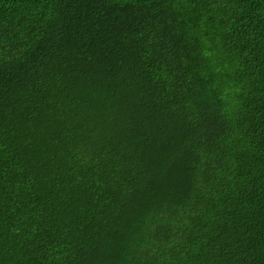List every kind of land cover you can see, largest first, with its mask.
Returning a JSON list of instances; mask_svg holds the SVG:
<instances>
[{"label":"trees","instance_id":"obj_1","mask_svg":"<svg viewBox=\"0 0 264 264\" xmlns=\"http://www.w3.org/2000/svg\"><path fill=\"white\" fill-rule=\"evenodd\" d=\"M0 264H264V0H0Z\"/></svg>","mask_w":264,"mask_h":264}]
</instances>
